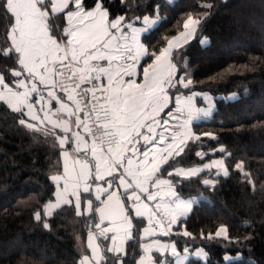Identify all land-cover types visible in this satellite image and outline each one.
Wrapping results in <instances>:
<instances>
[{"label":"snow or ice","instance_id":"6c2138e0","mask_svg":"<svg viewBox=\"0 0 264 264\" xmlns=\"http://www.w3.org/2000/svg\"><path fill=\"white\" fill-rule=\"evenodd\" d=\"M198 7L202 16L188 13L182 30L153 44L151 33L166 19L160 4L152 14L128 6L116 15L110 0H0V17L8 22L0 58L10 63L0 70V104L16 114L19 126L50 138L62 160V171L58 162L50 176L54 191L34 218L48 229L47 219L71 206L78 217L99 221L88 231L90 255L78 264H172L154 252L185 264L189 249L181 257L175 241L160 239L192 237L187 228L173 233L199 199L185 198V185L207 171L201 183L215 188L216 178L229 175L223 146L211 149L219 158L208 163L176 166L194 143L203 147L202 137L216 139L194 130V121L211 114L212 98L196 91L187 64L176 62L214 5ZM197 97L207 107H198ZM195 156L203 161L208 153ZM235 169L250 175L242 161ZM217 237L232 242L226 224L207 238ZM99 238L111 243L102 249Z\"/></svg>","mask_w":264,"mask_h":264},{"label":"trees","instance_id":"16d2710c","mask_svg":"<svg viewBox=\"0 0 264 264\" xmlns=\"http://www.w3.org/2000/svg\"><path fill=\"white\" fill-rule=\"evenodd\" d=\"M110 3V10L116 15L125 14L128 6L138 15L152 14L160 4L159 15L166 19L151 33L153 44L182 30V19L188 13L202 16L204 10L199 4L214 5L186 45V51L176 54V62L187 64L198 85L196 91L213 97L211 116L195 121L194 130L212 132L216 139L202 137L203 147L194 143L188 157L176 166L200 165L219 158V153L211 149L223 146L230 154L226 160L229 175L216 178L215 188L201 183L209 177L207 171L186 183L184 197L199 199L173 233L187 228L192 237L173 234L170 238L178 251L199 247L208 255L204 261L190 258L186 264H264V0ZM7 25V20L0 17V45L4 43ZM6 68H10V63L0 58V70ZM231 93L233 97L226 98ZM18 119L0 104V264H20L25 259L32 264H78L82 255L89 254L86 236L89 229L95 230L97 217H78L71 206H62L47 219L48 229L43 227L44 221L35 220L34 213L54 191L50 176L58 171V162L61 171L62 160L50 138L19 126ZM197 151L207 152L208 156L201 161L195 156ZM241 161L244 171L250 174L247 178L235 169ZM248 179L253 183H248ZM221 224L228 226L232 242L207 238L209 233L214 236ZM99 240L102 249L109 245V240ZM225 256L229 259L225 260Z\"/></svg>","mask_w":264,"mask_h":264},{"label":"crops","instance_id":"0c3cea01","mask_svg":"<svg viewBox=\"0 0 264 264\" xmlns=\"http://www.w3.org/2000/svg\"><path fill=\"white\" fill-rule=\"evenodd\" d=\"M170 1H172V0H170ZM209 96L212 98V105H213V107H214L213 97H212L211 95H209ZM197 99H198L200 102H202V101L204 100L203 97H197ZM206 104H208V103H206ZM198 107H207V106H205V105H201V106H198ZM213 107H212V110H213ZM211 113H212V111H211ZM210 116H211V114L209 115V117H210ZM209 117H208V118H209ZM202 119H207V117H206V118H202ZM202 119H201V120H202ZM216 159H217V158H216ZM206 163H207V162H206ZM54 174H56V173H54ZM54 174H52V175H54ZM97 222H99V221H98V218H97ZM146 224H147V221L145 220V221H144V225L142 226V228H143L144 226H146ZM105 226H107V224H105ZM142 228H141V230H142ZM110 235H111V234H109V237H110ZM87 236H88V234H87ZM87 236H86V245H87ZM160 239H162L163 241H166V242L173 241V240H171L170 237H160ZM108 240H109V244H110V243H111L110 238H109ZM97 242L100 244V240H99V239H98ZM100 246H101V244H100ZM88 250H89V254H88V255H90V249H88ZM197 250H202L201 256H197V255H195V253L197 252ZM177 251H178V250H177ZM178 252H179V254H180L181 257H183V256L185 255L184 251H178ZM205 254H206V258H205ZM153 255H154V257H156V258H165V259H168L170 262H172V264H174V260H175V258L172 257L170 253H165V254H163V257L161 256L160 253H156V252H154ZM187 255H188V259L185 261V264L188 262V260H189L190 258L200 259V260L204 261V260L207 259V256H208L207 253H206L202 248H199V247H197V248H195V249H193V250H190V249H189V252H188Z\"/></svg>","mask_w":264,"mask_h":264},{"label":"rangeland","instance_id":"374dc122","mask_svg":"<svg viewBox=\"0 0 264 264\" xmlns=\"http://www.w3.org/2000/svg\"><path fill=\"white\" fill-rule=\"evenodd\" d=\"M232 95H230V94H228L227 96H226V98H229V97H233V93H231ZM206 103H208L207 101H205V100H203L202 102H200L198 99H197V106H201V105H205V106H207V104ZM209 117V116H208ZM207 117V118H208ZM195 122V121H194ZM208 163V162H207ZM61 171H62V169H61ZM54 173H57V172H53L52 174H54Z\"/></svg>","mask_w":264,"mask_h":264}]
</instances>
